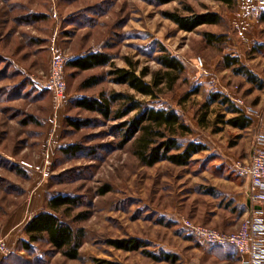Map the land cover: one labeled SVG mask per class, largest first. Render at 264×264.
<instances>
[{
    "label": "rangeland",
    "instance_id": "374dc122",
    "mask_svg": "<svg viewBox=\"0 0 264 264\" xmlns=\"http://www.w3.org/2000/svg\"><path fill=\"white\" fill-rule=\"evenodd\" d=\"M254 1L239 0L231 9L208 0H176L163 6L146 0H0V238L6 247V253L0 252V264H96L98 260L209 264L208 246L192 236L182 221L189 219L207 227L214 220V230L241 222L245 210L231 197L236 191L229 182L241 185L234 165L243 161L227 152L237 153L235 145L247 133L225 124L233 114L219 102L210 107L203 126L198 119L212 93H221L248 115L264 99L258 85L223 65L225 55L236 53L253 69L264 66V60L253 57L249 47L240 49L235 38L239 26H257L258 21L227 17L247 6L255 12ZM185 5L196 13L215 12L226 19L193 32L180 31L164 13L188 15ZM207 32L226 38L208 45L203 37ZM162 47L182 61L186 71L172 90L165 83L156 100L116 84L108 76L116 68H132L138 75L148 69L144 80L152 82L154 74L163 71L158 62L164 55ZM101 52L114 58L111 66L88 71L69 66L74 59ZM55 53L68 62L67 92L61 100L46 86ZM197 57L205 61L216 87L195 67ZM92 77L101 82L84 88ZM195 89L198 92L186 99ZM102 92L124 93L156 108L176 110L193 131L184 141L207 143L212 148L195 155L188 166L167 161L144 166L133 155L132 143L116 149L121 138L112 134L114 127L137 112L106 122L98 114L73 108L72 100L99 97ZM68 117L101 122L73 130L67 125ZM75 144L84 147V154L70 158L61 153L62 148ZM221 161L228 163L221 165ZM104 188L108 192L99 194ZM60 193L83 202L68 216L60 215L74 229L84 230L79 258L69 260L47 244H36L31 253L22 251L25 225L46 209L50 197ZM82 214L86 218L80 219ZM232 231L226 234L237 229ZM124 239L142 240L147 247L125 251L113 246V241ZM227 248L234 256V248Z\"/></svg>",
    "mask_w": 264,
    "mask_h": 264
},
{
    "label": "trees",
    "instance_id": "16d2710c",
    "mask_svg": "<svg viewBox=\"0 0 264 264\" xmlns=\"http://www.w3.org/2000/svg\"><path fill=\"white\" fill-rule=\"evenodd\" d=\"M152 5L163 6L176 0H146ZM225 4L233 9L237 6L238 0H208ZM184 11L188 15H182L178 11L165 12L166 19L176 24L180 31L193 32L197 28L206 25H219L224 22L225 17L219 13L207 12L196 13L191 6L185 5ZM264 22V13L260 16ZM205 42L208 45H215L222 42L226 35L214 33H204ZM164 55L158 58L163 71L154 74L152 82H147L144 78L149 74L148 69H144L140 75L134 69L116 68L108 73L112 81L119 85H127L137 94L153 100L162 93V86L167 83L172 90L176 83L181 80L186 71L182 61L172 56L162 47ZM113 57L107 53H89L69 62V66L80 71H88L98 67L111 66ZM68 63V62H67ZM224 68L231 69L236 75L244 76L250 83L263 88V82L259 80L244 64L238 56L225 55L223 60ZM132 66V65H131ZM101 82L99 77H92L83 84L84 88L96 86ZM197 89L186 95V99L196 94ZM227 106L229 113L233 117L225 124L239 130H246L253 124L252 120L244 114L229 98L221 93H212L208 96L207 102L201 107L204 113L198 119L203 126L208 118V111L215 103ZM73 108L82 111L98 114L104 121H119L128 117L131 113L137 114L131 119L117 125L112 129V134L121 138L116 145V149H123L132 143L133 155L147 167L167 161L176 166H188L192 158L207 150V146L196 141H184L186 136L192 135L191 127L184 121L182 115L174 109L156 108L139 101L132 95L124 93L102 92L99 97H82L71 101ZM122 105L115 109V106ZM67 125L73 130H81L97 126L101 121L98 119H73L68 117ZM99 126V125H98ZM61 153L65 156L74 157L84 154L85 149L80 144L70 145L62 148ZM107 188L100 191L104 195ZM81 198L66 194H56L50 197L46 203V209L35 215L24 227L26 239L20 241L22 251L31 253L36 244H47L58 253H61L69 260H77L83 246L84 230L74 229L71 224L61 218V214L68 216L73 209L82 206ZM86 218L85 214L80 215V219ZM117 249L125 251H137L147 247V243L139 239L115 240L112 242ZM157 260L158 258L149 253ZM165 259L172 258L164 255ZM96 264H115L105 260H98Z\"/></svg>",
    "mask_w": 264,
    "mask_h": 264
},
{
    "label": "built area",
    "instance_id": "2783aa9c",
    "mask_svg": "<svg viewBox=\"0 0 264 264\" xmlns=\"http://www.w3.org/2000/svg\"><path fill=\"white\" fill-rule=\"evenodd\" d=\"M256 1L264 5V0ZM66 67L67 60L61 54L55 53L46 86L58 100L64 98L67 92ZM195 67L203 78L211 79V86H217L203 58L195 59ZM261 141V137H257V145ZM234 169L237 176L244 181L249 203V209L240 228L233 234H226L197 225L189 219H183L182 225L192 236L208 247H234L239 255L240 264H264V219L261 210V206L264 205V151L255 147L250 161H237ZM0 252L6 253L2 238H0Z\"/></svg>",
    "mask_w": 264,
    "mask_h": 264
},
{
    "label": "crops",
    "instance_id": "0c3cea01",
    "mask_svg": "<svg viewBox=\"0 0 264 264\" xmlns=\"http://www.w3.org/2000/svg\"><path fill=\"white\" fill-rule=\"evenodd\" d=\"M254 2H255V7L257 8L255 12L253 11V9H249V7L247 6L246 9L243 10L239 8L241 9L240 11H237L235 14H230V15L228 14L227 17L229 18L242 17L246 19L254 18L255 20L258 21L257 26L255 25L249 26V25H245V23L242 26H239L238 31L235 33V38L237 39L240 49L243 50V48L249 47L250 50L249 49L248 50L249 52H251V55L253 57H257L258 59L264 60V22L260 20V16L262 15V13H264V5H261L256 1ZM238 4H239V0H238ZM234 56H238L240 58V56L237 55L236 53ZM240 60L242 64H244L255 76L259 78V80L263 82L264 85V66H262V69L259 68L256 70L255 68L253 69L249 67L247 63H244L242 58H240ZM226 70H231V69H226ZM247 82L250 83L249 81ZM262 91H264V86L262 88ZM258 107L259 109H257V111L253 115H248L244 113L252 120L253 124L250 128L246 130L238 129L239 131L243 133L246 132L247 134L246 136H243L242 140L239 141L237 145H235V148H238L237 153H233L231 155L227 152L229 157L232 156L233 158H241L243 162H248L252 158L255 147L264 151V99L261 100ZM240 109L244 112L242 108ZM257 137H261L262 139L261 143L258 145H257ZM204 145L207 146V150H209V148L210 149L212 148L211 144L204 143ZM228 160L229 159H227V161ZM227 161H221L220 164L222 165ZM238 179L242 182L241 185L228 181L230 184H234V188L231 187V189L236 191V193H233L231 197L234 198L236 205L237 206L239 205L241 209L245 210V212L242 214V218L240 219L241 222L239 224H234L233 227H230L229 229L225 226L217 228V230L221 232H225V233L233 232L232 228H234V230L236 229L238 230L246 216L247 210L249 209L248 198L246 192L244 191V186H243L244 181L239 177ZM261 210H262V217L264 219V205L261 206ZM38 213H36L35 215H37ZM35 215H33L32 217H34ZM215 225L216 222L212 220L208 222L207 227L216 229ZM228 247H232V246H228ZM206 250L209 252L210 255V259L208 262L209 264L210 262L211 264H216V263L240 264V258L235 248H234L235 250L234 256L230 255L227 246L214 247V248L207 247Z\"/></svg>",
    "mask_w": 264,
    "mask_h": 264
}]
</instances>
